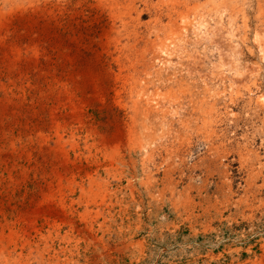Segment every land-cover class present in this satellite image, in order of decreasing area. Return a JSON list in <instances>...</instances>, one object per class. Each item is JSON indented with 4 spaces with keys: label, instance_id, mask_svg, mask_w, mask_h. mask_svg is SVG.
I'll return each mask as SVG.
<instances>
[{
    "label": "rangeland",
    "instance_id": "rangeland-1",
    "mask_svg": "<svg viewBox=\"0 0 264 264\" xmlns=\"http://www.w3.org/2000/svg\"><path fill=\"white\" fill-rule=\"evenodd\" d=\"M262 33L264 0H0V264H264Z\"/></svg>",
    "mask_w": 264,
    "mask_h": 264
},
{
    "label": "bare ground",
    "instance_id": "bare-ground-1",
    "mask_svg": "<svg viewBox=\"0 0 264 264\" xmlns=\"http://www.w3.org/2000/svg\"><path fill=\"white\" fill-rule=\"evenodd\" d=\"M225 35L226 36H228V37H231V33H225ZM264 38V33H262V34H259V35H257V40H262ZM225 41H223V43H224ZM230 50V49H229ZM225 51V50H224ZM235 52V51H234ZM234 54V53H233ZM223 56H226V55H223ZM232 57V56H231ZM227 58H228V56H227ZM224 59V58H223ZM226 59V58H225ZM224 59V60H225ZM224 62V61H223ZM225 63V65H227V66H230V67H234V68H236L237 66H235L234 64V62L230 59V61L228 60H226V62H224ZM229 68V67H228ZM233 68V72H234V74H235V76L236 77H239V76H241V73L237 70V69H234ZM239 68V67H238ZM243 75V74H242ZM234 76V75H233ZM235 78V77H234Z\"/></svg>",
    "mask_w": 264,
    "mask_h": 264
}]
</instances>
